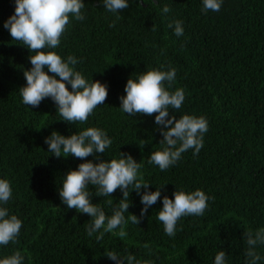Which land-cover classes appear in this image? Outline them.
I'll use <instances>...</instances> for the list:
<instances>
[{
	"label": "trees",
	"instance_id": "16d2710c",
	"mask_svg": "<svg viewBox=\"0 0 264 264\" xmlns=\"http://www.w3.org/2000/svg\"><path fill=\"white\" fill-rule=\"evenodd\" d=\"M82 2L84 19L69 14L60 44L42 51H54L65 61L75 57L78 63L70 66L89 82L106 84L108 96L86 122L69 123L51 98L35 108L23 103L20 88L26 86L24 71L31 68L29 56L35 52L12 41L3 25L14 14L15 0H0V179L12 188L0 208L22 221L16 242L0 245V259L19 251L22 264H115L107 257L115 252L153 264H214L223 250L225 264H249L246 234L264 229V0H223L218 12L206 14L203 0H128L119 20L103 0ZM166 5L170 11L163 13ZM175 20L183 22L180 37L174 26L168 27ZM171 68L175 80L165 87L170 92L183 88L185 99L169 115L203 116L208 130L197 155L189 149L161 171L148 163L152 153L162 150L157 114L128 116L119 98L126 95L129 78ZM91 127L112 140L98 154L101 159L110 162L120 152L129 154L142 164L138 180L150 183L149 192L164 185L140 223L129 220L124 226L123 238L119 227L99 241L103 229L88 236L92 218L67 208L59 196L66 174L86 161L95 163L96 157L57 158L48 152L45 138L53 131L69 137ZM88 187L91 203L111 216L121 191L97 197V186ZM197 189L211 198L204 215L181 217L175 236L169 237L158 219L163 197ZM143 192H130L126 219L130 214L140 218ZM256 251L261 257L257 264H264V244Z\"/></svg>",
	"mask_w": 264,
	"mask_h": 264
},
{
	"label": "clouds",
	"instance_id": "9594fccd",
	"mask_svg": "<svg viewBox=\"0 0 264 264\" xmlns=\"http://www.w3.org/2000/svg\"><path fill=\"white\" fill-rule=\"evenodd\" d=\"M222 4L223 0H203L201 12H218ZM84 7L82 0H15L14 14L3 25L10 33L12 41H20L29 52H35V55L29 56L31 68L24 71L26 86L20 88L23 103L35 108L45 98H51L63 120L69 123L86 122L93 110L104 104L107 99V85L99 81L89 82L80 72L75 71L70 66L78 63L75 57L68 56L65 61L54 51L45 52L42 49H55L69 24V14L76 20H83L81 10ZM103 7L117 14L119 20L122 19L119 13L127 9L129 4L128 0H103ZM162 11L168 13L169 6H164ZM173 26L174 34L177 37L182 36L183 22L175 20L168 24L169 28ZM175 76L176 69L171 68L169 71H147L139 75L137 80L129 78L124 89L126 95L119 98L120 107L128 116L157 114L155 124L163 137L159 142L162 150L152 153L148 163L158 165L161 171L175 165L182 153L189 149H193V155H197L203 147V135L208 130V121L203 116L183 115L177 119L174 115H169L170 108L180 109L185 99L183 88L170 92L165 87V82L171 87ZM66 85L71 86V91ZM44 143L48 145V152L57 158L71 155L85 160L89 156L96 157L95 163L86 161L79 164L76 170H70L64 177L62 189L58 192L67 208L92 218V223L87 228L88 236L103 229L100 235L96 236L97 241L103 238L104 233H112L118 227L120 231L117 234L121 238L125 237L127 233L124 226L128 221L139 224L148 208L161 198L164 185L154 192H149L150 183L144 182L142 177L138 180L142 164L136 162L129 154L120 152V158L110 162L101 159L98 154H103L112 144V140L102 129L91 127L69 137L53 131L45 138ZM89 185L97 186V197L111 196L117 189L121 191L122 199L119 200L118 207L113 209L111 216H107L98 204L91 203L93 193L89 191ZM130 187L131 191L138 195L141 188L144 189L141 195L144 207L141 209L140 218L130 214L126 219L124 215L131 203ZM11 196L10 182L0 179V203H7ZM209 199L211 198L199 189L190 193L176 190L173 199L165 195L162 199L163 207L158 212V219L163 223L165 234L169 237L175 236L177 222L183 216L204 215ZM21 227L22 221L16 215L9 216L6 208H0V245L16 242ZM246 237L249 246L246 256L250 258L249 264H257L261 257L256 251V246L264 244V229L257 230L255 234L248 232ZM107 257L115 264H125V261L127 264H153L151 260H137L134 255L121 257L115 252H108ZM226 259V253L220 250L215 256L214 264H225ZM23 260L21 253L16 251L13 255L0 259V264H22Z\"/></svg>",
	"mask_w": 264,
	"mask_h": 264
}]
</instances>
